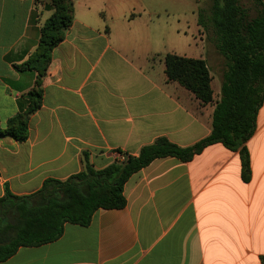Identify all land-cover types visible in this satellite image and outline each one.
<instances>
[{
  "label": "crops",
  "instance_id": "obj_1",
  "mask_svg": "<svg viewBox=\"0 0 264 264\" xmlns=\"http://www.w3.org/2000/svg\"><path fill=\"white\" fill-rule=\"evenodd\" d=\"M72 2L73 21L51 51L26 140L0 136V196L5 185L26 195L45 178H67L81 170L83 152L100 169L116 152L137 155L159 136L184 147L211 130L219 99L212 79V101L202 104L164 72L167 53L205 56L170 49L149 57L143 0ZM49 15L35 0H0L2 130L33 86L35 71L22 64ZM246 148L247 181L238 150L221 143L189 161L156 158L124 184L123 208H100L87 226L66 223L55 241L19 247L0 264H264V99Z\"/></svg>",
  "mask_w": 264,
  "mask_h": 264
},
{
  "label": "trees",
  "instance_id": "obj_2",
  "mask_svg": "<svg viewBox=\"0 0 264 264\" xmlns=\"http://www.w3.org/2000/svg\"><path fill=\"white\" fill-rule=\"evenodd\" d=\"M209 0L208 7L197 11V25L206 42L224 60L219 99L212 111L208 135L188 146H179L165 136L142 145L137 155L125 154L96 169L82 153V168L65 179L45 178L41 186L26 195L13 194L7 185L0 196V262L11 257L19 247L46 244L58 239L66 223L87 226L93 213L102 209H120L126 204L123 187L128 178L151 161L175 157L189 161L205 147L221 143L238 150L241 178L249 179L250 166L246 142L255 130L256 116L264 99V0ZM53 12L39 30L37 47L22 64L35 71L25 105L7 120L0 136L24 141L28 135L29 116L42 98V80L51 60L52 49L63 40L73 21L72 0H47ZM164 72L202 103L212 101L211 75L205 59L174 53L164 56Z\"/></svg>",
  "mask_w": 264,
  "mask_h": 264
},
{
  "label": "rangeland",
  "instance_id": "obj_3",
  "mask_svg": "<svg viewBox=\"0 0 264 264\" xmlns=\"http://www.w3.org/2000/svg\"><path fill=\"white\" fill-rule=\"evenodd\" d=\"M35 1L44 5L47 0ZM143 1L150 9L147 19L148 27L144 35L145 40L142 42V46H147L149 57L153 53L163 54L170 49L176 50L181 55L205 56L212 77L214 92L219 91L224 60L217 54L212 43L206 42L203 32H201L202 43L199 42V34L194 28L197 25V11L203 7H208L209 0ZM244 2L246 5L250 4L247 0ZM47 10L50 11V14L53 12V9ZM195 44L198 45L195 47Z\"/></svg>",
  "mask_w": 264,
  "mask_h": 264
},
{
  "label": "built area",
  "instance_id": "obj_4",
  "mask_svg": "<svg viewBox=\"0 0 264 264\" xmlns=\"http://www.w3.org/2000/svg\"><path fill=\"white\" fill-rule=\"evenodd\" d=\"M125 157H126V155L124 153H121V152L115 153V160H117V161H122L125 159Z\"/></svg>",
  "mask_w": 264,
  "mask_h": 264
}]
</instances>
